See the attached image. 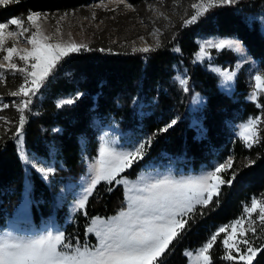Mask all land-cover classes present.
Listing matches in <instances>:
<instances>
[{
    "label": "trees",
    "instance_id": "trees-1",
    "mask_svg": "<svg viewBox=\"0 0 264 264\" xmlns=\"http://www.w3.org/2000/svg\"><path fill=\"white\" fill-rule=\"evenodd\" d=\"M92 1L18 0L0 7V21L12 16L26 18L36 11L61 14L83 8ZM130 1L133 14L148 9L149 0ZM263 1L238 0L237 4L219 6L187 26L175 21L163 28L161 46L154 52H133L100 44L67 57L32 98L23 129L25 148L54 162L55 172L48 178L32 166L27 167L13 138L19 120L14 105L20 97L9 94L18 86L11 87L10 74L6 72L5 81L0 83V97L6 95L5 104L9 105L0 108V115L9 121H0V228L13 216L26 194L31 198L30 210L24 211L27 221L37 224L48 219L62 221L63 210L56 205V194L68 183L77 182L86 171L79 136L93 133L97 122L111 124L123 137L131 130L143 133L145 139L152 138L144 159L125 172L130 177H137L146 164L158 162L161 157L175 160L189 172L212 165L215 158L234 157L233 169L223 175L227 180L235 171V180L222 187L216 198L218 203L197 206L187 230L164 257L165 264H188L186 251L199 248L217 228L239 217L243 205H250L253 196L264 193V128L260 143L252 148L245 147L236 132L238 122L260 116L264 96L256 102L247 99L250 87L242 71L236 77L234 91L224 92L218 74L206 62L196 59L198 37L228 35L240 39L264 70V30L255 19ZM235 58L232 51L224 50L216 61L234 62ZM178 72L187 77L188 91L176 81ZM193 93L205 98L197 111L191 110ZM77 94L79 98L73 104L57 107L62 99ZM173 119L177 123L167 132H158ZM109 188L112 190L108 191ZM123 207H126L123 185L101 182L88 198L86 215L78 213L76 222L66 228L67 233L79 228L80 239L84 240L90 217H109ZM262 236L264 231L258 229L256 236L250 237L253 246L262 242ZM212 255L213 264H230L223 259L219 239ZM253 264H264V250Z\"/></svg>",
    "mask_w": 264,
    "mask_h": 264
},
{
    "label": "snow or ice",
    "instance_id": "snow-or-ice-1",
    "mask_svg": "<svg viewBox=\"0 0 264 264\" xmlns=\"http://www.w3.org/2000/svg\"><path fill=\"white\" fill-rule=\"evenodd\" d=\"M17 2L18 0H0V7ZM114 2L117 5L124 4L127 8L132 7L126 0ZM237 3L238 0H193L189 5L192 14L183 20V25L195 24L216 7ZM96 7L107 6L101 0V4ZM67 15L65 13L60 19ZM47 20V13L30 12L26 18L16 17L0 22V83L5 81L6 72L19 73L23 79L17 90L9 93L20 97L19 103L14 105L19 120L13 138L16 139L21 157L36 167L45 178L53 174L55 169L39 166L24 152L26 112L30 111L32 98L45 87L61 63L72 53L88 49L86 43H77L71 39L70 33L69 39H65L59 20L54 30L49 32L44 26ZM11 26H15V29L10 30ZM159 32V29H154L152 33L156 37L154 46L134 47L132 51L154 52L161 46ZM21 40L30 47L18 46ZM212 49L217 52L230 50L241 57L231 70L210 64L212 71L219 74L225 84L232 82L240 67L250 60L242 42L227 37L202 41L196 59L210 61ZM252 81L253 90L249 99L256 102L260 96H264V73L257 71ZM179 84L184 91H188L187 79H179ZM79 95L59 101L57 107L73 104ZM257 106L262 107L259 104ZM2 107L7 108L9 105L4 104ZM0 121L9 122L2 115ZM176 123L173 119L165 127L158 129V132H167ZM262 128L264 115L249 117L239 126L237 135L245 147L252 148L260 143ZM151 143L150 137L131 148L123 149L118 146L117 141L102 138L98 156L89 164L86 176L81 178L82 191L75 202V209L83 210L86 207L88 198L101 182L123 185L126 207L108 218H91L86 232L97 237L98 243L95 246L79 242L74 245L60 231H46L29 237L7 232L0 235V264H165L164 257L171 250L173 242L187 230L197 206L208 207L214 202L218 203L216 198L221 195L222 187L232 184L236 172H231L230 179H224L223 174L233 169L234 165V157L229 156L224 162L197 176H148L141 173L135 180H130L122 175L144 159ZM251 163L254 162L249 161ZM258 229L264 231V193L260 198L253 196L250 205H243L239 217L217 228L199 248L186 251L185 255L189 258V264H213L212 252L219 239L220 246L224 249V260L230 264H253L257 255L264 250V236L257 246H253L249 237V233L255 237Z\"/></svg>",
    "mask_w": 264,
    "mask_h": 264
},
{
    "label": "rangeland",
    "instance_id": "rangeland-1",
    "mask_svg": "<svg viewBox=\"0 0 264 264\" xmlns=\"http://www.w3.org/2000/svg\"><path fill=\"white\" fill-rule=\"evenodd\" d=\"M192 2L193 0H149L147 5L148 9L146 11H141V13L136 12L135 14H133L132 11H134V6L132 5L130 0H126V3L130 4L132 6L131 8L125 7L124 4L117 5L114 2V0H103V4L106 5L107 7H96L97 5L101 4V0H93L83 8L70 12H65L68 15L64 17V19L62 20L60 19V17L63 16L65 13L50 14L48 12H40V11H36V12L48 14V20L45 22L44 26L49 30V32L54 30V27L56 26L57 21L59 20L60 21L59 26L61 28V32L64 34L65 39H69L68 34L70 33L71 39L75 40L77 43H86L88 47L101 44L116 49H133L134 47L140 48L147 45L154 46L156 43V37L152 35L154 29L160 30L159 32V40H160V36L163 28L170 27L175 21L183 22L184 19L190 17V15L192 14V10L189 7V5ZM259 9L260 11L255 16V19L260 21L262 25V29L264 30V1L260 4ZM93 13L95 14V18H93ZM161 13H163V15H160ZM16 17L19 16L8 17L1 20L0 22H7L9 19ZM14 29L15 26H11L10 30H14ZM141 37H143V39H141ZM226 37L237 39L240 42H242L240 39L234 36L219 35V34L203 35L198 37L197 40L200 44L204 40L213 39V38H226ZM9 46L11 45L9 44ZM18 46L30 47V45L25 43L23 40L19 42ZM243 46L246 49V54L248 57H250V60L247 63H244L240 67L239 71L237 72V75L239 74L240 71L244 73L248 85L250 87V93L247 97V99L250 100L249 96L253 90L252 77L256 74L257 71L264 73V70L261 69L259 62L249 53L246 46L244 44ZM233 53L236 56L234 62L228 61L224 63H219L216 61L219 52H217L215 49H212L211 60L209 61L208 59H205L200 62H206L210 69H211L210 67L211 64L212 66L227 68L231 70L235 68L237 61L241 59V57L237 53L235 52ZM9 74H10L9 80L11 82V87L15 84H17V86L19 87V85L23 82L22 76L19 73L12 74L9 72ZM218 76L220 79L219 81L220 88L224 92L231 94L235 89L236 77L232 82L225 84L222 81V77L219 74ZM181 78L187 79V77L185 76V74H183V72H178L175 77L176 81L179 83V79ZM5 90L9 92L8 89ZM5 96L6 95H2V97H0V108L2 107V105L6 103ZM197 97H199L200 99L197 100L196 99ZM65 99H69V97ZM204 101H205L204 97H202L198 93H193L191 97V110L197 111L204 103ZM261 115H264V110L262 111L260 116ZM244 122L245 121H240L236 124L237 133L239 131V126ZM95 126L96 129L93 131V133L81 134L79 136V140L84 149V159L86 166V171L84 174L81 175V178L86 176V174L89 171V164L94 160L95 157L98 156V148L102 141V138L107 137L110 140L117 141L118 146L122 147L123 149L131 148L133 145H136L139 142L146 140L145 137L143 136V133L140 132L138 133L129 132L123 137L116 131V127L111 124H102L97 122ZM23 148L28 158L30 160H33L34 163L42 167L55 168L54 162L52 160L50 159L48 160L47 158L39 156L34 152H29L25 148L24 144H23ZM229 156L231 155H228L223 160H219L218 158L213 159L212 165L207 166L198 172H191V171L183 172L182 170H179L177 168V166L175 165L177 164L176 162L166 161L164 164H157L156 167H150L146 170L145 169L140 170L138 175L144 173L148 176H162V175H172L175 177L197 176L205 171L211 170L212 168H214L216 164L224 162ZM161 158L166 159L168 157H161ZM25 163L27 167L29 166L33 167V165L27 163L26 161ZM33 168L36 169V167ZM122 175L126 176L130 180H135L137 178V177L135 178L130 177L125 173H123ZM81 178L77 182L68 183L67 185H65L64 188H62V190H60L56 194V198H55L56 205L59 208H62L63 219L62 221L58 222L60 226L57 225V228L55 230L50 229L48 225H46V228L44 229L42 228V226L36 223L27 221V218L24 217V211L30 210L31 198L28 194H26L25 198H23V200L15 207L13 216L11 218H7L5 226L0 228V235H3L7 232H11L13 235L29 237L38 234H43L46 231H52L54 233L56 231H60L63 232L65 236L68 238L69 242H71L74 245L77 242H79L80 244L87 243L89 246H95L98 243V239L97 237H95L94 234L87 233L85 230V233L83 235L85 239L82 240L80 239L81 236H80L79 228L72 229V231L69 234L67 233L66 230V228L71 223L76 222L75 216L78 213L81 212L85 214L86 207L83 210L75 209V202L79 198V194L82 191ZM256 197L260 198L259 196ZM91 218L92 217L89 218L87 224L90 223ZM103 218H108V217H103ZM249 237H252L251 233H249Z\"/></svg>",
    "mask_w": 264,
    "mask_h": 264
}]
</instances>
